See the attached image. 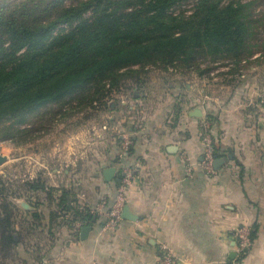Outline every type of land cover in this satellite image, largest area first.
<instances>
[{
	"label": "crops",
	"instance_id": "obj_1",
	"mask_svg": "<svg viewBox=\"0 0 264 264\" xmlns=\"http://www.w3.org/2000/svg\"><path fill=\"white\" fill-rule=\"evenodd\" d=\"M257 69L236 81L225 74L146 76L130 95H114L104 114L84 120L73 158L62 157L73 167L53 186L70 190L97 219L56 221L45 247L52 264H158L162 246L177 264H264V73ZM203 122L215 144L210 173L201 165ZM182 155L194 164L191 172ZM112 166L116 174L106 182L103 171ZM126 166L137 170L125 192L135 220L105 230L96 206L112 204ZM85 226L91 231L82 241ZM241 228L255 238L238 261Z\"/></svg>",
	"mask_w": 264,
	"mask_h": 264
},
{
	"label": "trees",
	"instance_id": "obj_2",
	"mask_svg": "<svg viewBox=\"0 0 264 264\" xmlns=\"http://www.w3.org/2000/svg\"><path fill=\"white\" fill-rule=\"evenodd\" d=\"M67 1L0 2V125L70 98L80 113L107 109L127 81L138 85L150 68L204 76L214 68L201 66L221 61L237 72L255 56L251 41L262 30L254 17L255 1ZM189 2V11L176 10ZM15 132L27 136L31 129L8 126L0 135L11 140ZM24 187L55 205L50 229L57 220L71 226L97 219L89 209H80L70 190H49L39 178ZM22 211L31 218L27 229L36 230L40 213ZM9 220L0 211V264L14 258L20 241Z\"/></svg>",
	"mask_w": 264,
	"mask_h": 264
},
{
	"label": "rangeland",
	"instance_id": "obj_3",
	"mask_svg": "<svg viewBox=\"0 0 264 264\" xmlns=\"http://www.w3.org/2000/svg\"><path fill=\"white\" fill-rule=\"evenodd\" d=\"M3 1H10L8 3L10 5L12 2L19 0H0V2ZM243 1H255L254 17L259 20L257 29H262L260 34L251 41L255 56L251 59L248 58L245 64L240 65L237 72L232 70L228 72L224 69V63L221 61L214 65L205 64L201 66L202 69L206 67L214 68L212 72L205 74V77L211 76L210 74H212V77H221L230 72L235 76L239 73L250 75L253 66H257V71L264 73V0ZM192 6V2H189L177 7L176 10L189 11ZM221 67L223 70H221ZM191 73L196 74L194 71L187 74ZM175 74L180 73L176 72L175 69L163 72L157 68H150L146 72L148 77L160 75L167 79H171ZM182 74L187 76L186 72ZM143 75H141V78L145 79L146 76ZM235 76L229 79L232 81L238 80V77ZM126 85V88H123L121 92L130 95L132 90L135 89V85L131 81H127ZM71 102L70 98L63 105L42 107L23 117L0 125V131L8 126H12L14 130L23 127H30L31 129L27 136H20L15 132L12 134L14 137L11 140H3L0 135V154L7 157V161L0 166V209L2 208L0 211L2 215L12 221V228L20 239L14 247V258L6 260L5 264H52L48 256L46 257L45 247L49 245V237L54 233L52 232L53 227L51 229L48 227V222L50 213L56 211L55 205L47 204L49 200H46L45 194L32 193L24 187V184L39 178L49 190H57L53 186L54 183L64 179L65 169L73 167L67 161H64L62 157H65L67 152L69 158H73L74 136L79 131L85 116L95 118V116L98 117L102 113L104 114L102 109L87 110L83 111L85 113H80V109H77L74 103ZM21 120H24L25 124L19 126ZM59 187L61 186L59 185ZM42 201L44 204H42ZM20 202H26L30 207L24 209L20 206ZM34 205H37V207L33 209ZM22 210L40 213V217L43 219L36 230L27 229V224L29 225L31 218L29 214H25ZM27 251L30 254L29 258L26 257Z\"/></svg>",
	"mask_w": 264,
	"mask_h": 264
},
{
	"label": "built area",
	"instance_id": "obj_4",
	"mask_svg": "<svg viewBox=\"0 0 264 264\" xmlns=\"http://www.w3.org/2000/svg\"><path fill=\"white\" fill-rule=\"evenodd\" d=\"M242 64H245L243 62ZM222 68V67H221ZM233 68L232 65L225 66L228 72ZM223 70V68L221 69ZM212 75V74H211ZM228 78H232L235 75L226 73ZM235 77L241 78L244 77V74L239 73L236 74ZM201 145H202V159L201 165L208 172L213 171V161H214V152H215V144L210 133V124L207 122H203L201 125ZM130 142L126 139L123 144L124 152H127L129 148ZM182 159L185 162L186 169L188 172H191L194 164L189 160L186 155H182ZM136 167H122L119 171L120 174V186L118 188L117 194L113 199L112 204L107 207L104 201H101L96 207L103 219V227L105 230L115 231L122 221L121 212L125 205V192L126 189L132 184L135 179ZM78 226H81L79 224ZM251 231L248 228H241L237 233V247L236 253L238 257L243 256L245 252L248 250L251 240ZM158 264H177L174 256L171 251L166 247H161V254L158 260Z\"/></svg>",
	"mask_w": 264,
	"mask_h": 264
},
{
	"label": "water",
	"instance_id": "obj_5",
	"mask_svg": "<svg viewBox=\"0 0 264 264\" xmlns=\"http://www.w3.org/2000/svg\"><path fill=\"white\" fill-rule=\"evenodd\" d=\"M7 161V157L5 156H2L0 154V166L5 163ZM221 160H216L214 162V166L217 167L218 164H220ZM116 174V169L112 166V167H109V168H106L104 171H103V176H104V179L106 182H109L111 181L112 179H114V176ZM118 183H120V181L118 180L117 181ZM21 207H23L24 209H28L30 206L28 205V203L26 202H20L19 203ZM121 218L123 220H129V221H133L135 220V217H133L129 211V208L124 205L123 209H122V212H121ZM91 231V227L89 226H85L81 229L80 231V239L83 241V240H86L87 237H88V234L89 232Z\"/></svg>",
	"mask_w": 264,
	"mask_h": 264
}]
</instances>
